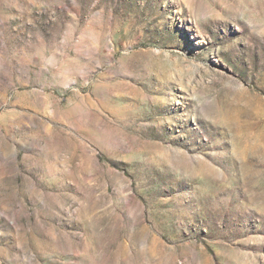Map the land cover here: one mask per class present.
<instances>
[{"label": "rangeland", "instance_id": "obj_1", "mask_svg": "<svg viewBox=\"0 0 264 264\" xmlns=\"http://www.w3.org/2000/svg\"><path fill=\"white\" fill-rule=\"evenodd\" d=\"M0 264H264V0H0Z\"/></svg>", "mask_w": 264, "mask_h": 264}]
</instances>
